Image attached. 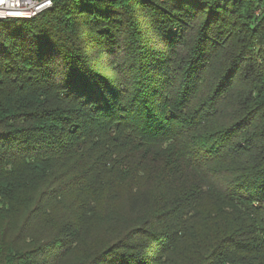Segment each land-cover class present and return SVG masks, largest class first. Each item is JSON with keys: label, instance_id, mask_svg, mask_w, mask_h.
Instances as JSON below:
<instances>
[{"label": "trees", "instance_id": "16d2710c", "mask_svg": "<svg viewBox=\"0 0 264 264\" xmlns=\"http://www.w3.org/2000/svg\"><path fill=\"white\" fill-rule=\"evenodd\" d=\"M0 264H264V0L1 19Z\"/></svg>", "mask_w": 264, "mask_h": 264}, {"label": "built area", "instance_id": "2783aa9c", "mask_svg": "<svg viewBox=\"0 0 264 264\" xmlns=\"http://www.w3.org/2000/svg\"><path fill=\"white\" fill-rule=\"evenodd\" d=\"M52 0H0V20L31 18L51 7Z\"/></svg>", "mask_w": 264, "mask_h": 264}, {"label": "water", "instance_id": "95a60500", "mask_svg": "<svg viewBox=\"0 0 264 264\" xmlns=\"http://www.w3.org/2000/svg\"><path fill=\"white\" fill-rule=\"evenodd\" d=\"M36 1H42V0H36ZM52 3H53V0H52ZM41 12H42V11H41ZM41 12H40V13H41ZM38 14H39V13H38Z\"/></svg>", "mask_w": 264, "mask_h": 264}]
</instances>
